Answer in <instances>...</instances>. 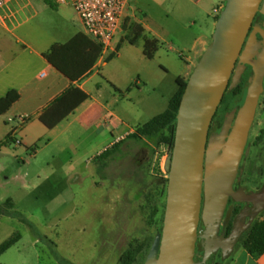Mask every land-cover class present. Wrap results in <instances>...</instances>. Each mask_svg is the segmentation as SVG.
I'll list each match as a JSON object with an SVG mask.
<instances>
[{
	"label": "rangeland",
	"instance_id": "obj_1",
	"mask_svg": "<svg viewBox=\"0 0 264 264\" xmlns=\"http://www.w3.org/2000/svg\"><path fill=\"white\" fill-rule=\"evenodd\" d=\"M220 2L226 0H132L114 38L115 50L104 52L106 63L85 84L93 95V115L100 109L111 113L121 120L119 128L107 122L85 128L72 115L52 132L30 129L31 144L29 138L27 144L0 148V204L10 198L21 214L0 216V243L15 232L21 235L0 264H65L61 256L73 264H120L134 241L147 239L149 248L134 264L144 263L163 226L167 186L160 177H168L165 162L172 150H155L150 142L125 135L116 154L103 161L92 157L168 107L177 77L187 80L204 52L200 40L211 42ZM6 12L7 24L27 46L59 44L73 30L84 29L68 4L11 0ZM155 38L158 47L149 58L145 40ZM8 116L0 117V137L8 124H17L6 121ZM243 166L245 179L264 171V96ZM245 255L240 244L226 262L241 264Z\"/></svg>",
	"mask_w": 264,
	"mask_h": 264
},
{
	"label": "water",
	"instance_id": "obj_2",
	"mask_svg": "<svg viewBox=\"0 0 264 264\" xmlns=\"http://www.w3.org/2000/svg\"><path fill=\"white\" fill-rule=\"evenodd\" d=\"M257 12L264 15V0H226L211 42L187 80L174 144L165 162L168 183L163 226L143 264H204L220 248L224 257L230 255L242 230L235 227L229 236L218 234L229 197L264 207V186L259 192L233 188L263 90L264 45L256 38L260 33L264 43V28L253 23ZM254 55L257 58L251 61ZM238 59L239 64L250 63L254 68L245 101L235 123L232 113L221 132L208 138ZM243 67H237L231 87ZM196 248L203 250L200 261L194 258Z\"/></svg>",
	"mask_w": 264,
	"mask_h": 264
},
{
	"label": "crops",
	"instance_id": "obj_3",
	"mask_svg": "<svg viewBox=\"0 0 264 264\" xmlns=\"http://www.w3.org/2000/svg\"><path fill=\"white\" fill-rule=\"evenodd\" d=\"M10 1L7 0L6 5L0 10V99L10 91H13V95L5 109L0 112V117L9 114L6 120L8 122L9 117L12 116H24L27 119L16 130L14 128L17 127V124L7 125L2 137H0V142L5 141V143L0 148L12 142L16 143L17 135L20 136L21 139L18 140L21 143L27 144L26 140L30 138L28 144H31L34 137L30 136V129L38 128L40 131L52 132L72 115H76V119L85 128H89L94 122L99 124L107 122L113 128H119L121 120L117 116L111 113H103L102 109L98 111V114L93 115L91 104H89L93 95L85 87L87 81L95 76L96 69L106 63L105 51L101 44L87 34L84 26L83 30H73L59 44H51L48 47L21 44V38L7 24L9 16L6 10ZM223 6L224 3L220 2L218 10L222 9ZM216 16L217 14L214 15V17ZM207 44V39L203 37L200 40V49L205 50ZM191 62L187 65L186 74L189 73ZM42 72H44L43 75ZM35 79H41L44 82L37 84L34 83ZM70 87L81 89L88 94V98L82 101L55 127L48 128L40 120V115L58 95ZM134 129L130 128L117 136L107 147L123 139ZM101 152L98 151L92 160ZM240 259L241 264H264V252L260 255H252L246 251L245 257Z\"/></svg>",
	"mask_w": 264,
	"mask_h": 264
},
{
	"label": "trees",
	"instance_id": "obj_4",
	"mask_svg": "<svg viewBox=\"0 0 264 264\" xmlns=\"http://www.w3.org/2000/svg\"><path fill=\"white\" fill-rule=\"evenodd\" d=\"M256 23H260V21L256 20ZM133 42L134 41H131V43ZM157 47V39H146L144 44V54L147 57L152 58ZM187 80L181 76L177 77L176 82L178 84V89L171 97L168 107L163 112L150 118L148 121L137 125L134 131L128 134L127 137L136 141H148L154 145L155 150L162 146H166L172 150L175 138L177 112ZM12 95L13 91H10L6 96L0 99V112L5 109ZM87 98L88 94L81 89L70 87L53 100L50 106L40 115V120L48 128H53ZM8 138L9 136L7 139ZM124 142V138L114 142L111 146L107 147L96 156L94 161H103L104 159L113 156L119 151ZM4 143L5 141L0 142V147ZM160 180L167 186L168 177H160ZM161 191L162 189L160 190V196ZM165 204L166 202L164 203V209ZM12 208V200L8 198L3 204H0V216L20 217L21 214ZM164 209L162 219L164 217ZM152 211L153 214L155 213V215H157L159 214L158 212L160 209L158 208ZM20 237V233L15 232L9 238L0 243V256L15 244ZM150 244V240L147 239L142 242H138L137 240L134 241L130 247L123 252L120 258V264H134L139 258L144 256L146 248H149ZM241 244L249 254L260 255L264 252V219L254 223L249 228V230L243 235ZM59 259L65 264H73L62 256L59 257Z\"/></svg>",
	"mask_w": 264,
	"mask_h": 264
},
{
	"label": "flooded vegetation",
	"instance_id": "obj_5",
	"mask_svg": "<svg viewBox=\"0 0 264 264\" xmlns=\"http://www.w3.org/2000/svg\"><path fill=\"white\" fill-rule=\"evenodd\" d=\"M256 20L260 21L259 24L264 28V15L261 14L260 12H257L253 21L254 24L256 23ZM256 39L257 41L262 42V44L264 45L263 37L260 33H257ZM259 50H261V48ZM256 58L257 55H254L250 60L255 61ZM239 65H244V67L241 71V75L239 79L231 87L230 84L233 80V76L235 75L236 69ZM253 77H254V68L252 64L250 63L239 64V59H238L231 73L229 84L214 113L213 119L209 127L208 138L221 132L226 119L232 113H233L232 124L235 123L236 116L238 114L240 107L243 105L245 101L248 87ZM263 96H264V80H263V90L258 99L256 113L261 104V100ZM248 143H249V137L244 154L241 159L239 172L233 184V188L236 191L242 189L246 192L249 191L259 192L264 186V171L253 173L251 178H247V179L244 178L243 162L247 155ZM263 219H264V207L260 208V203H254L252 201H237L230 196L221 220L218 234L229 236L235 227L241 229L242 230L241 234L238 237L237 242L234 246L235 249L238 245L241 244L242 237L249 230V228L254 223L258 221H262ZM233 251L230 253V255L224 257L222 253V249L220 248L217 251L213 252L210 255L209 259L204 264H229V262H226V260L231 256ZM196 252L198 254L196 253L194 258L196 261H200L202 259L203 250L201 249L200 251H198V249L196 248Z\"/></svg>",
	"mask_w": 264,
	"mask_h": 264
},
{
	"label": "built area",
	"instance_id": "obj_6",
	"mask_svg": "<svg viewBox=\"0 0 264 264\" xmlns=\"http://www.w3.org/2000/svg\"><path fill=\"white\" fill-rule=\"evenodd\" d=\"M55 4L71 5L81 20L87 34L95 38L104 51L113 48V41L121 30L125 18V12L132 0H49ZM7 0H0V10L6 5ZM221 9H215L219 14ZM44 72H42V75ZM24 116L9 117V121H16L17 128L26 121ZM16 143H21L16 139Z\"/></svg>",
	"mask_w": 264,
	"mask_h": 264
}]
</instances>
